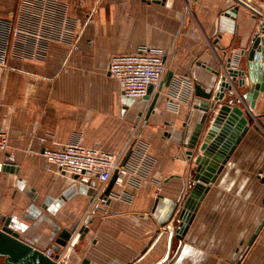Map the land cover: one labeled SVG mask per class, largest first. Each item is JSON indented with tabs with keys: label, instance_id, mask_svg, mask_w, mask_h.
I'll list each match as a JSON object with an SVG mask.
<instances>
[{
	"label": "crops",
	"instance_id": "crops-1",
	"mask_svg": "<svg viewBox=\"0 0 264 264\" xmlns=\"http://www.w3.org/2000/svg\"><path fill=\"white\" fill-rule=\"evenodd\" d=\"M242 1L264 14V0ZM258 28L259 19L234 0H194L188 14L184 0H0V130L8 138L0 162L17 169L0 172V214L18 217L27 225L21 238L46 251L98 202L69 264H126L136 256L139 264H157L168 233L151 241L192 184L195 154L184 141L202 114L193 108L200 101L194 93L174 98V110L175 86L187 79L211 90L238 69L244 76L232 83L233 93L260 86L254 107L235 104L254 122L163 264H264V225L249 244L264 218V69L259 81L247 76ZM143 46L161 51L164 77L173 74L147 120L156 90L148 100L126 97L108 72L114 55ZM229 98L226 92L223 102ZM133 134L153 163L137 188L115 184L110 201L99 199L107 184L62 173L41 156L68 144L119 153Z\"/></svg>",
	"mask_w": 264,
	"mask_h": 264
},
{
	"label": "water",
	"instance_id": "water-1",
	"mask_svg": "<svg viewBox=\"0 0 264 264\" xmlns=\"http://www.w3.org/2000/svg\"><path fill=\"white\" fill-rule=\"evenodd\" d=\"M164 1L162 0V2ZM234 1L249 9L253 13L254 18L259 19L258 32L252 38L251 46L248 50L249 65L247 76L251 83H254V81H259L258 75L264 69L263 64H261V61L264 60V14L242 0ZM227 61L229 63L230 59ZM227 73V79H230V81H225L221 78L211 90H206L205 86L200 82H194V95L200 101L193 108L194 110L201 111L202 114L200 120L192 129L187 142L184 141V146L190 149L189 153L191 155L195 154L192 184L181 195L179 201L173 204L168 220L169 224L162 223V229H157L152 238L151 243L154 246L165 232L168 233L167 253L163 260L157 264H163L169 260L173 238L178 240L184 238L203 194L208 190V186L215 181L217 175L228 161L229 156L239 143L242 135L246 132L247 125L254 122L248 109L244 107V111L240 110L235 104H242L243 101H246L250 104L251 108L254 107L260 86L254 85L247 92L237 95L232 92V83L238 76H244V72L238 69H230ZM172 78V72H168L157 86H148L146 95L140 100H148L153 91H156L145 111V120L154 112L155 105L160 98L163 88L170 86ZM244 83V79L238 81L239 86H242ZM226 92L229 93L230 98L226 102H223ZM139 115L142 116V112ZM254 127L258 128L257 125ZM187 133L188 131L186 135ZM16 171V167L8 161L0 162V172L15 173ZM83 179L89 180L88 178ZM115 180L116 173L106 185L104 192L100 194V200L110 201L109 196L112 193ZM91 184L96 186L97 181H91ZM98 206L99 203L97 202L92 214L81 224H71L58 233L55 244L51 246V249L56 253L54 259H59L62 255L60 263L48 257L40 248L21 238L22 233L27 229V225L20 222L18 217L0 214V259H3L4 264H69V258L75 246L84 240L86 234L89 232L88 225L91 223L92 216L95 214ZM263 225L264 218L249 241V244L252 243ZM63 248L66 249L64 253H62ZM146 253L147 251L144 252V255H147ZM139 262L140 258L136 256L126 264H139ZM81 264H87V262L83 261Z\"/></svg>",
	"mask_w": 264,
	"mask_h": 264
},
{
	"label": "built area",
	"instance_id": "built-area-1",
	"mask_svg": "<svg viewBox=\"0 0 264 264\" xmlns=\"http://www.w3.org/2000/svg\"><path fill=\"white\" fill-rule=\"evenodd\" d=\"M184 1L185 12L188 14L194 0ZM14 32L20 33L19 30H14ZM165 71L166 64L162 52L146 46L140 47L135 54L114 55L108 67L110 75L120 84L123 95L135 99L143 98L149 85L157 86L163 79ZM175 88L176 94L174 92L173 94L176 96L171 100L174 110L177 108L174 98L191 97L194 93V83L187 79H181ZM135 135L131 136L126 149L119 153L68 144L58 150L44 149L41 156L50 164L55 165L60 172L72 177L95 180L102 189L115 173V184L121 187L137 188L153 162L146 152L144 142L138 140L139 138ZM7 147V135L0 130V151L6 150ZM127 149L129 155L125 160L124 155ZM105 201L102 200V202ZM44 252L48 257L54 259L56 253L53 249L50 248ZM61 256L54 260L60 263Z\"/></svg>",
	"mask_w": 264,
	"mask_h": 264
},
{
	"label": "rangeland",
	"instance_id": "rangeland-1",
	"mask_svg": "<svg viewBox=\"0 0 264 264\" xmlns=\"http://www.w3.org/2000/svg\"><path fill=\"white\" fill-rule=\"evenodd\" d=\"M0 264H4V263H3V259H0Z\"/></svg>",
	"mask_w": 264,
	"mask_h": 264
}]
</instances>
